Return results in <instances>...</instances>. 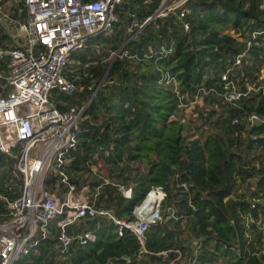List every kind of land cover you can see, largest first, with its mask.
Masks as SVG:
<instances>
[{
  "label": "trees",
  "instance_id": "obj_1",
  "mask_svg": "<svg viewBox=\"0 0 264 264\" xmlns=\"http://www.w3.org/2000/svg\"><path fill=\"white\" fill-rule=\"evenodd\" d=\"M160 1L123 0L111 36L89 39L72 56L81 68L69 79L82 90L53 99L60 111L82 105L90 96L88 83L108 70L80 124L76 147L69 152L70 175L77 185L89 184L93 192L100 181L78 172H88L93 164L106 170L110 183L131 186L130 199L111 184L103 185L96 198L97 206L111 208L119 220H133L132 211L151 188L166 192L160 220L145 233L144 247L151 254L138 259L140 245L133 234L123 230L119 237L113 223L94 219L85 225L96 234V242L87 246L74 242L68 259L58 256L51 228L35 251L13 264H160L161 252L180 249L190 254L196 239L201 246L194 264H264V124L244 132L242 124L230 123L233 117L251 113L264 119V92L250 93L237 107L217 100L222 73L242 54L230 79L241 89L245 83H257L264 68V0H186L189 14L182 20L177 19L179 11L163 21L153 20L140 30L137 41L126 46L128 56L136 55L137 60L117 58L110 67L104 63L108 51L123 43L125 28L152 16ZM0 39L6 47L9 40L1 32ZM160 45L171 48V53L163 57L155 48L149 53L151 46ZM93 60H98L95 69ZM5 64L1 61L0 68ZM165 74L174 77L183 94L192 96L199 87L212 90L214 106L206 116L200 115L198 137L190 142L182 135L186 124L178 97L161 82ZM250 133L257 140L249 139ZM13 168L14 159L0 154V195L11 200L21 185ZM176 177L190 185L186 192L171 187ZM156 191L150 193L156 196ZM167 207L177 219L165 211Z\"/></svg>",
  "mask_w": 264,
  "mask_h": 264
},
{
  "label": "built area",
  "instance_id": "obj_2",
  "mask_svg": "<svg viewBox=\"0 0 264 264\" xmlns=\"http://www.w3.org/2000/svg\"><path fill=\"white\" fill-rule=\"evenodd\" d=\"M185 2L161 0L152 16L142 23L133 21L125 28L123 43L117 50L108 51L103 62L110 67L117 58L137 60L136 55L128 56L126 46L137 41L140 30L153 20L163 21L176 11H179L177 19L182 20L189 14L184 8ZM122 3L123 0H0V32L9 40L3 47L0 39V62L6 61L4 68H0V154L14 159L13 173L21 178L15 199L0 195L4 210L0 213V264H13L19 256L35 251L38 243L50 235L51 228L56 235L55 250L66 260L74 242L79 246L96 242V234L85 225L94 219L113 223L119 237L123 230L133 234L140 245L138 259L143 254H151L144 247L145 233L150 224L160 220V206L166 192L151 188L132 211L134 219L119 220L111 208L97 206L96 198L103 185L111 184L122 197L130 199L131 186L110 183L107 177L98 174L106 170L93 164L88 166V172L78 171L100 181L93 192L89 184L77 185L70 175L72 157L69 152L76 147L80 124L104 84L108 70L100 79H91L88 83L90 96L82 105L60 111L53 100L57 94L71 96L82 90L69 79V74L81 68L72 56L83 50L89 39L111 32L118 20L116 9ZM261 8H264V2ZM136 14L137 9L130 15ZM183 28L187 31V24ZM153 48L163 57L171 53V48L166 45L151 46L149 53ZM242 55L221 75L222 87L217 94L221 104L237 107L238 102L250 93L264 92V68L259 71L257 83H245L243 89L230 79L233 69L240 65ZM97 63L98 60L91 62L92 69ZM92 73L94 76V71ZM161 82L170 86L178 97L181 119L186 124L182 135L187 142L196 139L200 115L206 116L214 106L212 90L199 87L190 96L181 93L177 81L168 74ZM203 102H210L212 107L206 108ZM230 123L242 124L244 132H251L254 127L264 124V119L251 113L233 117ZM248 137L257 140L252 133ZM189 186L179 182L177 177L171 184L172 188L181 187L184 192ZM152 190H157V195L149 205ZM165 211L171 213L172 218H178L174 217L172 208L167 207ZM250 221L249 218L247 222ZM249 242L250 238L247 244ZM191 244L193 251L190 254L180 249L161 252L159 255L164 258L160 264H194L201 242L196 239ZM170 253L173 258L169 259Z\"/></svg>",
  "mask_w": 264,
  "mask_h": 264
},
{
  "label": "rangeland",
  "instance_id": "obj_3",
  "mask_svg": "<svg viewBox=\"0 0 264 264\" xmlns=\"http://www.w3.org/2000/svg\"><path fill=\"white\" fill-rule=\"evenodd\" d=\"M132 1V0H131ZM108 36L110 37L111 36V32L108 34ZM203 104H205L206 105V108L208 107V108H210V107H212V105H211V103L210 102H203ZM139 168L141 169V166H139ZM99 175H101V176H103L104 178L105 177H107V175H106V172L105 171H100L99 173H98ZM264 226V225H263ZM264 228V227H263ZM263 235H264V230H263Z\"/></svg>",
  "mask_w": 264,
  "mask_h": 264
},
{
  "label": "bare ground",
  "instance_id": "obj_4",
  "mask_svg": "<svg viewBox=\"0 0 264 264\" xmlns=\"http://www.w3.org/2000/svg\"><path fill=\"white\" fill-rule=\"evenodd\" d=\"M154 194H152V193H150V196H149V198H148V204L149 205H151L152 203H153V201H154Z\"/></svg>",
  "mask_w": 264,
  "mask_h": 264
}]
</instances>
